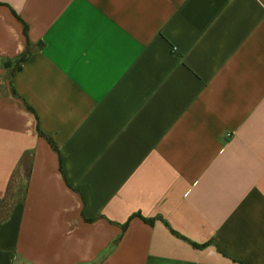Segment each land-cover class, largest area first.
<instances>
[{"label":"crops","instance_id":"crops-1","mask_svg":"<svg viewBox=\"0 0 264 264\" xmlns=\"http://www.w3.org/2000/svg\"><path fill=\"white\" fill-rule=\"evenodd\" d=\"M0 264H264V0H0Z\"/></svg>","mask_w":264,"mask_h":264},{"label":"trees","instance_id":"trees-1","mask_svg":"<svg viewBox=\"0 0 264 264\" xmlns=\"http://www.w3.org/2000/svg\"><path fill=\"white\" fill-rule=\"evenodd\" d=\"M25 34L27 35V27H25ZM29 44V43H28ZM22 61H24V60H22ZM8 65V63H6V66Z\"/></svg>","mask_w":264,"mask_h":264}]
</instances>
